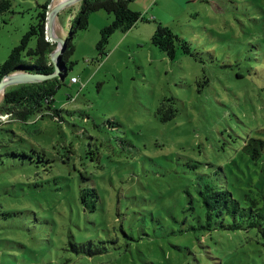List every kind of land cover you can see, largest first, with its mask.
I'll return each mask as SVG.
<instances>
[{
	"label": "rangeland",
	"instance_id": "obj_1",
	"mask_svg": "<svg viewBox=\"0 0 264 264\" xmlns=\"http://www.w3.org/2000/svg\"><path fill=\"white\" fill-rule=\"evenodd\" d=\"M48 1L53 7L60 0H10L0 13V67ZM83 5L59 12L57 36H70ZM156 7L161 17L171 15L166 25L194 55L179 47L170 59L151 43V21L150 32H115L102 58L101 29L113 20L95 11L73 38L74 64L54 94L58 115L2 119L0 264H162L163 250L175 256L177 239L161 221L168 227V214L181 211L186 189L210 181L239 199L250 188L264 194V152L257 161L243 154L249 138L264 140V0H169ZM82 187L98 189L94 210L82 204ZM144 231L150 235L129 239ZM213 233L206 264H264L256 230ZM89 240L105 241L108 251L74 250V242Z\"/></svg>",
	"mask_w": 264,
	"mask_h": 264
},
{
	"label": "trees",
	"instance_id": "obj_2",
	"mask_svg": "<svg viewBox=\"0 0 264 264\" xmlns=\"http://www.w3.org/2000/svg\"><path fill=\"white\" fill-rule=\"evenodd\" d=\"M133 0H84L82 11L77 18V23L71 28L70 36L67 37V47L59 58V64L63 76H67L74 62L70 57L74 53L75 44L73 38L78 30H87L90 25L91 13L105 10L114 14L113 21L101 29L100 39L97 43V51L100 57L109 54L108 44L112 35L117 32H127L140 21H150L144 18L143 14L130 7ZM48 1L41 6L37 23L31 24L30 29L23 35L21 42L14 46L9 57L0 67V81L7 74L15 72H27L30 74H52L55 71L54 63L50 53L56 48V43L47 39V12ZM11 7L10 0H0V13L6 12ZM156 30L151 37V43L164 51L170 59H175L179 47L187 54L194 55L191 44L186 39L180 37L168 25H164L157 20ZM32 42H36L32 45ZM59 77H54L38 82L20 83L11 85L4 91L3 101L0 105V115L10 113L12 120L27 121L32 115L45 111L48 115L56 117L60 112L54 107V94L60 87ZM174 115V114H172ZM10 118V119H11ZM3 120L0 119V128ZM264 152V140L259 138H249L243 146V154L250 156L252 160H259ZM14 155H24L31 159L26 152H16ZM1 160V154H0ZM197 166V164H191ZM227 175V174H226ZM253 184V177L249 182ZM186 199L183 200L179 213H169V226H165V220L161 221L167 233L173 235L177 240L171 245L175 249L172 256H167L165 250L163 254L167 260L162 264H206L207 256L214 255L213 244L217 238L213 232L230 231L238 232L254 229L264 239V194L256 193L254 188L245 192L242 199L235 196L232 189L224 184L218 185L210 181L195 184L186 189ZM92 196H89V195ZM84 206L94 210L100 195L97 188L82 187L80 195ZM129 239L138 242L145 235H150L144 231L140 238L133 233H128ZM210 235L208 241L203 237ZM194 241L199 243L202 249V257H199L194 247ZM116 242V241H115ZM204 242V244H202ZM73 243V242H72ZM97 245L93 240L86 243L74 242L72 245L77 253H86L90 256L102 254L108 251L104 245L105 241H100ZM103 244V245H102ZM210 247V249L208 248ZM127 251L133 252L132 243H128ZM216 259L217 257H212ZM145 264H156L148 261Z\"/></svg>",
	"mask_w": 264,
	"mask_h": 264
},
{
	"label": "water",
	"instance_id": "obj_3",
	"mask_svg": "<svg viewBox=\"0 0 264 264\" xmlns=\"http://www.w3.org/2000/svg\"><path fill=\"white\" fill-rule=\"evenodd\" d=\"M81 1V0H60L53 7L52 3L47 12V34L48 38L56 43V48L50 53V57L54 63L55 71L52 74H30L27 72H15L12 74H7L0 81V92L5 91V89L11 85L19 84V83H30V82H38L46 79L59 77L60 79H65V76L62 75L61 67L59 64V58L64 53L67 47V38L59 37L55 31V21L59 12L72 4Z\"/></svg>",
	"mask_w": 264,
	"mask_h": 264
},
{
	"label": "crops",
	"instance_id": "obj_4",
	"mask_svg": "<svg viewBox=\"0 0 264 264\" xmlns=\"http://www.w3.org/2000/svg\"><path fill=\"white\" fill-rule=\"evenodd\" d=\"M168 1L169 0H133L130 3V6H131V4L138 5V9H135V10L141 12L143 14L144 18L149 19L150 21H146V20L140 21L133 28H131L129 31H134V29H139V30H144V31L147 30V32H150L151 28L148 26V24L154 20H157V21L161 20V21H163L161 23L166 25L165 20L171 18V15H167V17H161L159 15L161 11L156 7V5H158L159 2H162L163 5L166 6V3ZM177 1L185 2V1H189V0H177ZM107 15H108V18L110 19V22H111L113 20L112 13L107 12ZM158 22H160V21H158ZM124 33H126V32H124ZM127 33H128V31H127Z\"/></svg>",
	"mask_w": 264,
	"mask_h": 264
},
{
	"label": "built area",
	"instance_id": "obj_5",
	"mask_svg": "<svg viewBox=\"0 0 264 264\" xmlns=\"http://www.w3.org/2000/svg\"><path fill=\"white\" fill-rule=\"evenodd\" d=\"M78 80H79V79H78L76 76H73V77L71 78V81H72V82H78ZM10 117H11V114H10V113H6V114L0 116L1 119H8V118H10Z\"/></svg>",
	"mask_w": 264,
	"mask_h": 264
},
{
	"label": "clouds",
	"instance_id": "obj_6",
	"mask_svg": "<svg viewBox=\"0 0 264 264\" xmlns=\"http://www.w3.org/2000/svg\"><path fill=\"white\" fill-rule=\"evenodd\" d=\"M57 0H55V2H56ZM53 2H54V0H53ZM51 6V3L48 5V10H49V7ZM47 39L48 40H50L49 38H48V35H47ZM75 76V75H74ZM73 77V76H72ZM6 114V113H5ZM4 115V114H3ZM1 116V115H0ZM11 118V117H10ZM1 119V118H0ZM2 120V119H1Z\"/></svg>",
	"mask_w": 264,
	"mask_h": 264
}]
</instances>
